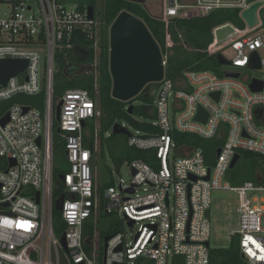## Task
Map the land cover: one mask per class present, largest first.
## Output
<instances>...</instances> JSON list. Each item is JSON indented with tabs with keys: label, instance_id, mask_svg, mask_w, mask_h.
<instances>
[{
	"label": "built area",
	"instance_id": "built-area-1",
	"mask_svg": "<svg viewBox=\"0 0 264 264\" xmlns=\"http://www.w3.org/2000/svg\"><path fill=\"white\" fill-rule=\"evenodd\" d=\"M249 5L243 0L236 6L242 13ZM236 6L225 0H197L192 6L161 0L159 12L149 15L167 28L173 18L188 19ZM241 13L245 28L232 27L237 33L234 38L219 47L214 38L206 50L210 55L221 54L233 68L225 71L239 77H224L225 71L222 77L210 71H189L173 81L164 72L153 91V126L161 134L135 132L127 139L129 148L154 151L157 165L132 160L128 162V185L120 182L118 188L112 185L100 190L92 168L97 144L93 148L84 144L87 133L82 127L83 122L86 125L99 117L96 103L85 90H67L56 100L52 92L55 53L72 49L75 33L82 34L97 50L99 21L95 12L89 19L87 8L80 11L59 0H0V60L28 62L23 73L0 86V120L8 115V121L0 123V264H60V251L68 264H176V257L181 264H209L210 226L205 214L215 189L238 195V230L230 232V237L237 238L247 264H264V185L244 182L234 187L226 180L236 154L264 156V24L258 19V24L249 28ZM171 46L166 32L165 49ZM226 50L231 53L229 58ZM252 53L259 56L260 78L242 76L238 71L250 68ZM161 56L165 70L167 55L161 51ZM96 65L95 55L91 72ZM252 80L262 82L259 92L249 89ZM42 90V109L24 102L2 107L13 97H33ZM54 102L61 103L57 128L68 166L62 174L64 180L58 179L57 192L62 191L58 196H54L52 178ZM199 111L204 122L196 120ZM173 132L221 140L220 153L217 149L211 167L200 150L175 147ZM94 138L96 141L97 134ZM171 151L182 155L173 163L169 161ZM61 196L64 200L57 212L65 248L56 237L52 215ZM100 210L134 230L129 235L116 230L107 236L103 254L99 233L86 234Z\"/></svg>",
	"mask_w": 264,
	"mask_h": 264
},
{
	"label": "trees",
	"instance_id": "trees-1",
	"mask_svg": "<svg viewBox=\"0 0 264 264\" xmlns=\"http://www.w3.org/2000/svg\"><path fill=\"white\" fill-rule=\"evenodd\" d=\"M62 3L74 4L78 10L93 7L96 17L99 21V42L95 51L91 42L80 34L73 35V48L62 49L55 53L54 73L52 78L53 99L56 100L70 89L85 90L95 101L99 112L97 119L98 126H95L96 120L86 122L84 131L89 133L84 137V144L93 148L95 143L99 146V153L103 148L104 135L114 124L121 125L125 123L139 132L142 136L161 134V131L153 126L155 121V110L153 101V91L158 84H148L141 93L131 101L120 102L111 97V77L109 74V28L115 18L121 12H128L136 18L143 21L153 39L159 45L162 53L167 55L165 65V75L167 79L176 81L184 76L186 72L210 71L217 77H222L223 71L221 65L215 58V55L207 53L208 47L212 44L214 30L220 26L228 25L239 30L245 28L244 22L240 18L241 8H222L208 12L203 16H195L188 19L173 18L170 19L167 28L164 23L151 17L136 4L126 0H59ZM260 0H245L246 4H252ZM262 24H264V8L260 10ZM168 32L172 46L165 49V34ZM95 55L97 56V65L92 72H88V66H93ZM83 67L84 71H81ZM45 98L44 90L37 96L24 97L16 96L10 101L2 104L5 109L13 103H22L29 106H35L42 109ZM140 102L134 105V102ZM55 104V102H54ZM133 106L131 113L127 108ZM55 120L52 121L53 130V152L63 159L67 165L64 153V145ZM95 134L97 138L95 141ZM173 142L177 148H189L200 150L205 157L206 164L211 167L216 150L222 145L221 140H204L195 135L173 132ZM125 136L111 134L108 139ZM95 153V151H94ZM116 167L132 160H141L151 166L157 165V159L154 151H140L129 148L127 143L119 148L112 156ZM240 161V162H239ZM226 175L232 186H238L244 182H253L264 185V156L250 152H240V159ZM95 164H92L93 170ZM60 169L53 167L52 178L54 180V196L62 194L59 191L60 185L58 176ZM112 186V182H106L100 190ZM57 192V193H56ZM55 234H62L63 225L59 213L53 209ZM93 223H89L86 230L87 235H91ZM115 232V231H114ZM114 232L99 233L100 239L112 235ZM176 264H181L179 257L174 258ZM209 264H247L241 257L238 249L237 238L230 240V246L227 249L209 250Z\"/></svg>",
	"mask_w": 264,
	"mask_h": 264
},
{
	"label": "water",
	"instance_id": "water-1",
	"mask_svg": "<svg viewBox=\"0 0 264 264\" xmlns=\"http://www.w3.org/2000/svg\"><path fill=\"white\" fill-rule=\"evenodd\" d=\"M128 2L136 4H144L145 0H126ZM169 5L173 4V0H168ZM183 5H195L197 0H178ZM264 8V0L252 3L241 13L242 19L245 21L249 28H252L258 24L257 13ZM87 14L89 19L94 16L93 7L87 8ZM233 30L232 27L229 26ZM236 32L233 30V34L226 38H217L216 47L222 46L236 36ZM216 60L220 65H230L221 54L215 55ZM27 60L23 59H5L0 60V86L5 87L10 78L16 77L23 73L27 68ZM250 69L258 70L260 68L259 56L256 53H252L249 59ZM91 70V69H90ZM164 66L162 65V56L159 45L153 39L152 35L148 31L147 27L140 19L131 15L128 12H121L113 21L109 28V74L111 77V97L120 102H128L136 98L141 91L148 84L159 83L164 76ZM224 77L238 78V73L227 72L223 73ZM249 89L252 92H259L262 89V82L258 80H252L249 84ZM217 97L218 94H213ZM132 105L127 108L131 113ZM26 108L24 111L26 112ZM61 103H58L54 110V118L56 123L60 120ZM202 111H199L196 116V120L205 121V117L202 116ZM8 121V115L0 120V123L4 125ZM82 127H85V123H82ZM113 135L130 136L129 131L120 126L114 124L111 127ZM57 132L60 129L57 128ZM37 144L40 146V139L37 140ZM220 150H217V154ZM240 159V155L236 154L229 166L232 170L236 166ZM13 164V163H12ZM209 176L205 178L208 180ZM60 181L64 180L63 175H59ZM195 180V179H193ZM128 192L132 193L133 189H129ZM39 193L36 194L35 200L38 203ZM64 200V196H61L54 205L56 211L61 210V205ZM206 218L210 217V210L206 211ZM132 226V222L128 223ZM109 237L104 238V247L106 248V242ZM61 245L65 248V239L62 236ZM208 246V243H206ZM60 264H68L64 258L63 252L60 251ZM52 262L54 258L52 256Z\"/></svg>",
	"mask_w": 264,
	"mask_h": 264
},
{
	"label": "rangeland",
	"instance_id": "rangeland-1",
	"mask_svg": "<svg viewBox=\"0 0 264 264\" xmlns=\"http://www.w3.org/2000/svg\"><path fill=\"white\" fill-rule=\"evenodd\" d=\"M169 3L168 0H166ZM226 3L231 5H239L243 3V0H225ZM132 3V2H131ZM136 4V3H133ZM147 14L149 13H158L161 6V0H145L144 4H136ZM155 15V14H154ZM261 18V15H260ZM233 34V30L229 28L228 25H223L219 29L214 30L213 36L217 38H226ZM228 55H231L229 50H226L225 56L229 58ZM221 70H233L231 66L221 65ZM242 76H248L250 78H260L261 72L256 69L244 68L238 70ZM155 103V96L153 97ZM140 102H134V105H139ZM57 103L54 105V110ZM98 119V118H97ZM97 119L95 126H98ZM55 120V118H54ZM56 122V120H55ZM57 124V123H56ZM124 125V126H123ZM120 126L126 128L131 135H135V131L132 127L127 126L125 123H122ZM112 134L111 129L104 135L103 139V148L99 153V146L97 145L96 156L92 164H95V177L98 181L100 187H102L106 182L111 181L112 185L118 188L120 182L123 185H128L131 179V170L128 162L123 163L119 167H116L112 156L113 153H116L121 146L127 143V141L122 137H116L113 139H108ZM87 136L89 133L87 132ZM119 136V135H117ZM123 136V135H121ZM128 139L127 136H125ZM64 156V153L63 155ZM182 155L171 151L170 154V163H173L175 160L180 158ZM240 162V161H239ZM54 165L59 167L60 174L67 172L68 166L64 164L63 159L60 156L55 155L54 153ZM239 206L238 195L234 192L215 189L211 191L210 194V217H209V248L210 250L216 249H227L230 246V232H235L238 230V220L239 215L237 212ZM93 230L96 233L112 232L119 230L126 235H129L134 230L130 229L125 222L121 221L114 215H106L103 210H100L97 214L96 221L92 220ZM57 238H61V234L56 233ZM101 252H104V237L100 239Z\"/></svg>",
	"mask_w": 264,
	"mask_h": 264
},
{
	"label": "crops",
	"instance_id": "crops-1",
	"mask_svg": "<svg viewBox=\"0 0 264 264\" xmlns=\"http://www.w3.org/2000/svg\"><path fill=\"white\" fill-rule=\"evenodd\" d=\"M241 4H243V3H240L239 5H241ZM238 5V6H239ZM257 17H258V19L260 20V22H262V16H261V18H260V11L257 13ZM93 163V162H92ZM95 170V169H94ZM96 172V171H95Z\"/></svg>",
	"mask_w": 264,
	"mask_h": 264
},
{
	"label": "flooded vegetation",
	"instance_id": "flooded-vegetation-1",
	"mask_svg": "<svg viewBox=\"0 0 264 264\" xmlns=\"http://www.w3.org/2000/svg\"><path fill=\"white\" fill-rule=\"evenodd\" d=\"M90 68H91V67L88 66V72H89V73L91 72ZM80 69H82L81 71H84V70H83V67H80Z\"/></svg>",
	"mask_w": 264,
	"mask_h": 264
}]
</instances>
